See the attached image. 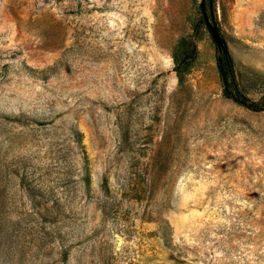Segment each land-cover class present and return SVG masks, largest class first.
I'll list each match as a JSON object with an SVG mask.
<instances>
[{"label": "rangeland", "instance_id": "obj_1", "mask_svg": "<svg viewBox=\"0 0 264 264\" xmlns=\"http://www.w3.org/2000/svg\"><path fill=\"white\" fill-rule=\"evenodd\" d=\"M0 0V264H264V0ZM196 48L179 82L174 56Z\"/></svg>", "mask_w": 264, "mask_h": 264}, {"label": "trees", "instance_id": "obj_2", "mask_svg": "<svg viewBox=\"0 0 264 264\" xmlns=\"http://www.w3.org/2000/svg\"><path fill=\"white\" fill-rule=\"evenodd\" d=\"M203 2V8H206V4L210 8L213 7L214 0H202ZM202 8V6H201ZM196 48H192L189 51L186 52H180L177 55L174 56L175 60V70L178 75L179 82L183 81V74L185 71L189 68L191 65L192 60L195 58L196 55ZM221 56L218 58V64H222L226 78L224 82V92L228 97H231L236 102L243 104L247 106L250 109L253 110H260L264 107V95L260 97L259 100H252L250 99L243 91H241L235 83H232V86H230V82L228 80L229 74L232 72V59L229 55V53L226 51H221ZM222 76V75H221Z\"/></svg>", "mask_w": 264, "mask_h": 264}, {"label": "water", "instance_id": "obj_3", "mask_svg": "<svg viewBox=\"0 0 264 264\" xmlns=\"http://www.w3.org/2000/svg\"><path fill=\"white\" fill-rule=\"evenodd\" d=\"M201 6H202L203 12L205 13V9L203 8V2H201ZM205 19H206L208 28H209V30L211 32V35H212L215 43L217 44L218 49L220 51L226 52L227 51L226 43H225L224 39L222 38V36H221V34H220L219 30H218V27L215 24L211 23L207 19V17H205ZM219 69H220L222 78L225 81L226 74H225V70H224L222 64L219 65Z\"/></svg>", "mask_w": 264, "mask_h": 264}]
</instances>
